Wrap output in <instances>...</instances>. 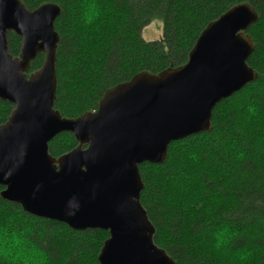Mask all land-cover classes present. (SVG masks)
Here are the masks:
<instances>
[{
	"label": "water",
	"instance_id": "1",
	"mask_svg": "<svg viewBox=\"0 0 264 264\" xmlns=\"http://www.w3.org/2000/svg\"><path fill=\"white\" fill-rule=\"evenodd\" d=\"M61 11L0 0V100L13 106L0 126V196L74 231L108 232L98 264H176L154 242L139 167L164 164L172 143L210 132L218 104L257 80L247 33L257 12L234 5L205 27L184 65L140 72L108 89L97 110L67 118L55 109ZM9 32L22 39L18 56ZM40 54L43 64L31 72ZM63 133L78 146L53 157L49 143Z\"/></svg>",
	"mask_w": 264,
	"mask_h": 264
},
{
	"label": "trees",
	"instance_id": "2",
	"mask_svg": "<svg viewBox=\"0 0 264 264\" xmlns=\"http://www.w3.org/2000/svg\"><path fill=\"white\" fill-rule=\"evenodd\" d=\"M21 1L30 10L47 3L62 10L55 22V109L67 118L95 111L108 89L140 72L184 65L205 27L234 5L255 9L258 21L247 33L255 43L248 65L257 80L218 104L210 132L172 143L164 164L139 167L145 186L140 200L156 229V246L176 264H227L208 242L211 229L225 221L264 250V0H96L100 14L90 25L82 22L85 0ZM155 20L163 23L162 39L147 42L142 31ZM21 45L9 32L10 54L18 56ZM43 61L40 54L31 72ZM12 109L0 100V125ZM77 146L72 134L63 133L49 143V153L57 158ZM0 238L8 245L0 244V264H98L109 234L74 231L0 196ZM255 264H264V255L258 253Z\"/></svg>",
	"mask_w": 264,
	"mask_h": 264
},
{
	"label": "clouds",
	"instance_id": "3",
	"mask_svg": "<svg viewBox=\"0 0 264 264\" xmlns=\"http://www.w3.org/2000/svg\"><path fill=\"white\" fill-rule=\"evenodd\" d=\"M84 7L82 22L90 25L100 14V9L96 0H85ZM239 240H244V243L237 247ZM208 242L210 250L227 261V264H255L257 254L264 255V250L255 246L246 231L228 221L221 222L211 229ZM38 255L41 260L45 259L43 252H38Z\"/></svg>",
	"mask_w": 264,
	"mask_h": 264
},
{
	"label": "rangeland",
	"instance_id": "4",
	"mask_svg": "<svg viewBox=\"0 0 264 264\" xmlns=\"http://www.w3.org/2000/svg\"><path fill=\"white\" fill-rule=\"evenodd\" d=\"M163 36V23L159 20L152 21L142 31V37L147 42L161 40ZM0 244L8 246L4 243L3 238H0Z\"/></svg>",
	"mask_w": 264,
	"mask_h": 264
},
{
	"label": "bare ground",
	"instance_id": "5",
	"mask_svg": "<svg viewBox=\"0 0 264 264\" xmlns=\"http://www.w3.org/2000/svg\"><path fill=\"white\" fill-rule=\"evenodd\" d=\"M3 102V101H2ZM10 116V115H9ZM1 126V125H0ZM104 245V244H103ZM103 247V246H102ZM158 247V246H157ZM102 249V248H101ZM162 249V248H161ZM101 251V250H100ZM99 256V255H98Z\"/></svg>",
	"mask_w": 264,
	"mask_h": 264
},
{
	"label": "flooded vegetation",
	"instance_id": "6",
	"mask_svg": "<svg viewBox=\"0 0 264 264\" xmlns=\"http://www.w3.org/2000/svg\"><path fill=\"white\" fill-rule=\"evenodd\" d=\"M97 110V109H96Z\"/></svg>",
	"mask_w": 264,
	"mask_h": 264
}]
</instances>
